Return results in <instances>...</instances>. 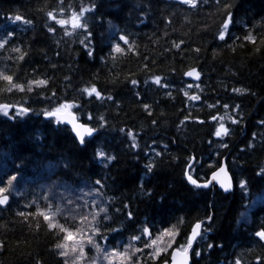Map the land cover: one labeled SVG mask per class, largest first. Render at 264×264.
Listing matches in <instances>:
<instances>
[{"label":"trees","instance_id":"16d2710c","mask_svg":"<svg viewBox=\"0 0 264 264\" xmlns=\"http://www.w3.org/2000/svg\"><path fill=\"white\" fill-rule=\"evenodd\" d=\"M73 2L78 7L80 0ZM96 2L99 5L96 15L102 20L90 21L96 37L93 42L96 58L92 60L79 39L65 43L67 38L47 33L44 26L46 17L38 9L51 10L56 0H0V38L5 34V28L17 31L12 43L0 49V68L7 65L16 69L22 78L25 73L50 78L46 88L36 91L48 94L55 90V99H72L77 95L78 87L90 82L120 102L118 109L111 102L103 106L99 102L89 105L94 113H103L109 121L108 131L103 133L101 142L105 151L116 158L101 163L95 159L96 142L81 149L72 143L70 128L56 131L55 125L47 123L40 109L48 101L42 100L35 92L6 97L8 102L25 103L34 111L11 121L0 115V180L7 179L9 175L17 176L10 206L0 208V244H3L0 264H36L37 261L56 264L57 258L51 254L55 239L43 226V220H40V229L34 223L29 227L23 218L16 216V212L34 211L36 203L45 206V190L54 183L52 190L56 193L63 192L65 188L79 193L82 189L86 191L85 185L96 179L107 185L103 189V198L111 197L106 205L110 219L102 222L122 231L125 241L138 227L151 225L155 232L183 217L184 224L179 225L181 235L177 237L176 247L190 230L191 223L212 212V230L200 245H196L204 251L200 257L192 253L191 264H235L237 259L241 264H264V247L253 244L255 237L250 238L249 235L264 227V199L251 196L242 199L236 185L230 193H223L212 186L198 190L188 185L183 176L188 156L194 155L199 161L193 170L194 178L198 180L200 177L208 179L218 162L225 160L235 181L245 179L253 193L259 190L256 173L264 166V148L261 147L264 144V127L257 121L264 120V45L259 41L256 45L248 44L241 39L233 47H227L216 41L213 36L219 20L216 0H207V3L201 0V7L196 11L179 5L177 0ZM235 3L238 7L233 9L232 34L242 37L246 30L256 35L264 34V0H235ZM17 13L31 18L33 25L21 30L25 26L10 23L7 17ZM165 18H168V23H165ZM109 23L131 34V39L136 42L135 55L125 52L118 55L115 62L111 59L102 62L101 57L108 50L103 43V35L107 34ZM205 24L209 26L206 30L203 28ZM179 40L185 41L181 46L183 51L172 48V43ZM231 43L229 40L228 44ZM13 45L28 53L19 66L12 59H5L17 55L8 51ZM192 47L200 48L198 59L197 53L191 51ZM165 48L169 51L165 52ZM145 56L148 60H144ZM145 64L147 68L143 67ZM190 67H196L202 73L198 82L201 90H189L197 92L201 100L188 101L189 107L186 108V98L180 89L189 82L183 72ZM153 74L167 77L171 86L163 90L151 85L150 81L146 84L145 80ZM65 76L70 78L71 87H65ZM132 78L139 81L138 89L144 102L151 105V117L140 107L127 84V80ZM234 87L248 91L237 94L232 92ZM165 91L172 95H165ZM217 101L221 104L216 108L207 107ZM223 103L230 107L241 106L238 115L230 114L234 118H242L243 124L226 123L233 130L230 137H225L229 147L217 148L209 145V133L213 129L208 118L217 111L222 114ZM189 113L205 123L186 120L180 125ZM152 120L157 124L153 125ZM124 126L140 132L137 138L139 148L135 152L125 147L127 138L118 131ZM113 128L116 131H112ZM254 133L253 149H247ZM148 145L161 152L162 156L155 157ZM241 149L245 151L241 152ZM145 152L149 153L148 157H145ZM149 158L157 161L152 173L145 168ZM209 164L213 165L211 169ZM149 191L150 195L144 194ZM27 202L33 203L24 208ZM125 203L129 204L128 209H124ZM245 210L247 220L238 223L240 213ZM127 211L133 212L134 222L128 221ZM109 238L113 244L121 239L115 233L109 234ZM209 243L213 244L212 249L207 248ZM216 244L221 247H215ZM170 251L162 253L155 262L144 255L142 264H162L169 259ZM86 254L90 256L92 249L88 247Z\"/></svg>","mask_w":264,"mask_h":264},{"label":"snow or ice","instance_id":"6c2138e0","mask_svg":"<svg viewBox=\"0 0 264 264\" xmlns=\"http://www.w3.org/2000/svg\"><path fill=\"white\" fill-rule=\"evenodd\" d=\"M203 2L207 3V0H203ZM177 3L193 11L201 7V0H177ZM215 7L217 9L216 15L219 17L216 30L213 34L216 41L223 43L227 47H233L241 39L248 44L256 45L259 41L260 45H264V34L256 35L250 30H246L242 37L232 34L231 26L235 21L233 9L238 7L235 0H216ZM38 11H42L46 17L44 26L48 34L52 36L59 34L63 38H67L65 43L79 39V43L84 48L87 56L95 60L93 42L96 37L95 33L91 30L90 21L102 20V17L96 15L99 11V5L96 0H80L78 7L73 0H56L55 7L51 10L43 8L38 9ZM7 19L10 23L25 26L21 30H27V26L33 25L31 18L20 13L10 15ZM168 22V18H165V23ZM208 27L207 24L203 25L205 30ZM4 33L2 38H0V49H5L17 37L15 29L5 28ZM229 40L232 41L231 44H228ZM57 43L59 44V41ZM103 43L108 50L105 56L101 57L102 62L108 59L115 62L117 56L123 55L125 52L136 54V42L131 39V34L126 33L124 29L118 28L111 23H109L107 34L103 35ZM184 44V40L174 41L172 48L183 51L181 46ZM240 46L243 45L241 44ZM256 50L259 51L260 49L257 48ZM8 51L17 55L14 57L7 56L5 59H12L13 63L17 66L28 55L21 47L15 45L8 49ZM167 51L169 49L165 48V52ZM191 51L197 53L196 59H198L200 48L192 47ZM213 51L215 53L216 50L213 49ZM144 60H148V57L145 56ZM143 67L147 68V64L143 65ZM172 71L174 72L175 70L173 69ZM201 75L202 73L196 67H190L187 71L183 72V76L190 77L192 81H199ZM49 80L50 78L46 76H32L29 73H25V76L22 78L18 75L16 69H10L7 65L0 68V115L6 117L9 121L17 117H26L34 109L22 102H8L6 97L8 95H15L16 93L30 95L35 92L42 100L48 101V104L40 109V113H42L48 124L55 125L56 131H67L68 128L62 126H70L72 143L74 145L78 144L81 149H86L90 144L96 142L95 159L97 161L103 163L104 161L111 162L115 160L116 157L107 153L101 142L103 140V133L108 131L109 121L103 113H94L89 105L99 102L103 106L106 102H111L118 109L120 102L113 95L110 93L106 94L104 90L98 89L96 84L90 82H85L78 87L76 89L77 95L72 99H55V90H52L48 94L45 91H36L37 89L46 88ZM64 80L67 82L65 87H71L70 78L65 76ZM149 81L151 85L157 86L158 89L167 90L171 86L168 78L161 75L153 74L145 80V83L147 84ZM127 84L133 90L136 101L140 102V107L145 111L147 116L151 117L152 108L149 103L144 102L143 96L138 89L139 81L132 78L127 80ZM192 89L201 90V85L199 83L187 82L180 89L186 98L184 105L186 108L189 107L188 101L196 102L201 100V96L197 92L189 91ZM247 91V89L235 87L232 89V92L237 94ZM165 95L171 96L172 93L165 91ZM251 95L256 94L251 93ZM219 104L221 102L217 101L216 104H208L207 107L214 109ZM240 107L239 104L230 107L229 104L223 103L222 108L224 111L222 114L217 111L216 114L209 116L208 123L213 129L209 133L210 146L215 145L217 148L229 147L228 143L225 142V137H230L233 134V130L227 127L226 123L230 122L231 125L236 126L243 124L242 118L237 119L232 115H238ZM186 120H194L198 124L205 123L204 120L193 117L189 113L180 121V125H183ZM211 122H215V124ZM151 123L156 125L157 121L152 120ZM257 124L264 127V120H258ZM180 125H177V127L179 128ZM112 131H116V129L113 128ZM118 131L122 137L127 138L125 147L135 152L139 148L137 138L140 136V132H134L132 128H128L127 126L120 127ZM211 137H215L216 139H211ZM254 140L255 133L253 134V140L248 142L247 149H253ZM153 143H155V140H153ZM148 147L154 152L155 157L162 156V153L156 151L151 145H148ZM163 147L167 148V145ZM261 147L264 148V144ZM243 151L245 149H241V152ZM144 155L148 157L149 153L145 152ZM173 159L176 158L173 157ZM185 159L183 176L187 184L193 188L198 190L208 189L210 185L213 188L219 185L225 192H230L234 190V185H236L242 193V199H247L250 196L264 199V166L256 173V176L259 177L260 187L256 193H253L251 185L245 179H239L237 182L233 177L229 176L231 169L226 167L225 161L221 160L218 162L215 170L211 171L210 179L200 177L198 180L194 178L193 170L199 161L194 155L188 156ZM156 163L157 161L151 158L148 159V162L145 164L148 173L153 172ZM208 167L211 169L213 165L209 164ZM16 180V175H9L7 179L0 180V208L10 206V196L15 191L14 182ZM54 187L55 183L48 186L45 190V206L36 203L34 211H17L16 216L23 218V222L27 223L29 227L34 223L37 229L41 228L40 220H43V226L55 239L51 254L57 258L56 264H142V256L147 255L155 262L162 253H167L169 249H171L170 260L165 259L163 264H190V254L194 253L196 257L202 255L204 249L196 245H200L201 240L212 230L211 224L214 222L212 212H209L204 218L196 219L194 223H191L190 230L184 235L183 241L176 247L174 245L177 244V237L181 235L179 225L184 224L183 217L179 218L177 223H173L169 227L161 228L155 232L152 230L151 225L138 227L134 232L129 233L125 241L122 231L102 222V220L107 221L110 219L106 205L111 200V197L107 200L103 198V189L107 185L100 179L86 184L87 190L82 189L79 193L68 188H65L63 192L56 193L52 190ZM141 191L143 193V188ZM69 192L71 194L66 195ZM144 194L150 195L151 193L149 191ZM31 203L33 202H27L23 207L29 208ZM123 207L124 209H128L130 206L125 203ZM116 211H121V209H116ZM101 214H103L102 219ZM126 216L128 221H135L132 211H127ZM246 220L247 210L240 213L238 223ZM111 233H115L121 237L115 244L112 243V239H115V237L109 238V234ZM249 235L250 238L255 237L252 240L253 244L264 247V227L255 230ZM89 246L95 251V256H87L86 247ZM215 247L219 248L221 245L216 244ZM2 248L3 244H0V249ZM207 248L212 249L213 244H207ZM145 250L148 251L145 253ZM257 259L260 260L261 257H257ZM36 264H40V261H37ZM235 264H241V261L237 259Z\"/></svg>","mask_w":264,"mask_h":264},{"label":"water","instance_id":"95a60500","mask_svg":"<svg viewBox=\"0 0 264 264\" xmlns=\"http://www.w3.org/2000/svg\"><path fill=\"white\" fill-rule=\"evenodd\" d=\"M187 79H189V80H191V78L190 77H186ZM192 81V80H191ZM194 82H197V81H194ZM67 127H69L70 128V126H67ZM223 161H225V160H223ZM211 176V175H210ZM210 176H209V178L208 179H210ZM229 176L231 177V175L229 174ZM211 186V185H210ZM216 187L220 190V191H222L223 193H230V192H225L223 189H221L220 187H219V185H216ZM170 253H171V251H170ZM169 260H170V254H169ZM163 264V263H162ZM190 264H191V254H190Z\"/></svg>","mask_w":264,"mask_h":264},{"label":"rangeland","instance_id":"374dc122","mask_svg":"<svg viewBox=\"0 0 264 264\" xmlns=\"http://www.w3.org/2000/svg\"><path fill=\"white\" fill-rule=\"evenodd\" d=\"M87 248H88V247H86V251H87ZM89 248H91V247L89 246ZM95 255H96V253H95V251L92 249V254H91L90 256H88V257L95 256Z\"/></svg>","mask_w":264,"mask_h":264},{"label":"bare ground","instance_id":"6f19581e","mask_svg":"<svg viewBox=\"0 0 264 264\" xmlns=\"http://www.w3.org/2000/svg\"><path fill=\"white\" fill-rule=\"evenodd\" d=\"M185 79H186L187 81H189V82H192V83H198V82H199V81H197V82L191 81V80L187 79L186 77H185Z\"/></svg>","mask_w":264,"mask_h":264}]
</instances>
